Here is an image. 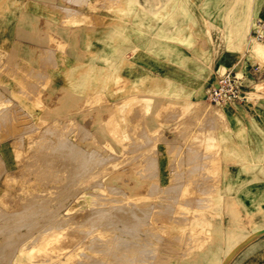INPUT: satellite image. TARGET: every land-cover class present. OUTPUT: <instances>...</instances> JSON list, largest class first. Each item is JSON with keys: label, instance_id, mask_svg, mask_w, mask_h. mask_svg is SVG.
I'll return each mask as SVG.
<instances>
[{"label": "rangeland", "instance_id": "rangeland-1", "mask_svg": "<svg viewBox=\"0 0 264 264\" xmlns=\"http://www.w3.org/2000/svg\"><path fill=\"white\" fill-rule=\"evenodd\" d=\"M146 1L145 44L182 16L241 61L264 19V0H0V264H218L264 227L222 183L232 109L206 100L208 76L188 93L107 55Z\"/></svg>", "mask_w": 264, "mask_h": 264}, {"label": "crops", "instance_id": "crops-1", "mask_svg": "<svg viewBox=\"0 0 264 264\" xmlns=\"http://www.w3.org/2000/svg\"><path fill=\"white\" fill-rule=\"evenodd\" d=\"M139 3L134 5L135 15L125 21L130 26L126 48H108L106 45L110 51V54L107 51L108 56L122 59L130 80L164 79L168 74L169 80L184 82L183 90L190 93L194 90V84L202 77L208 76L212 85L219 73L233 69L242 75L243 86L253 90L251 100L246 105L232 103L224 106L232 109L226 118L228 133L224 134L226 137H231L232 148L229 153L232 155V160L229 163L224 161L223 168L229 171V176L222 183L232 186L242 206L243 214L252 215L254 218L262 215L261 213H264V96L256 94V82L251 77L253 66L259 63L253 64L250 60L252 47L256 44H253L249 38L244 60L241 61L240 58L229 56L224 45L218 44L221 40L220 33L212 32L210 36L206 30H203L200 34H196L192 27H183L190 22L185 21L182 16L172 17L168 22L162 23L164 29L161 38H155L158 30L151 32L152 40L145 44V26L149 25L153 29L155 20L154 16L148 15L146 18L143 13L145 10H155L159 4H148L147 1L144 4ZM234 19L235 17L224 18V24H234ZM218 264H264V233L239 246L234 255L220 258Z\"/></svg>", "mask_w": 264, "mask_h": 264}, {"label": "built area", "instance_id": "built-area-1", "mask_svg": "<svg viewBox=\"0 0 264 264\" xmlns=\"http://www.w3.org/2000/svg\"><path fill=\"white\" fill-rule=\"evenodd\" d=\"M250 40L253 44L264 42V20L257 19L255 21ZM262 75H264V66L259 64L253 66L251 76L261 77ZM242 81V75L233 69L219 73L206 93V100L209 104L216 106L232 103L246 105L249 97Z\"/></svg>", "mask_w": 264, "mask_h": 264}, {"label": "bare ground", "instance_id": "bare-ground-1", "mask_svg": "<svg viewBox=\"0 0 264 264\" xmlns=\"http://www.w3.org/2000/svg\"><path fill=\"white\" fill-rule=\"evenodd\" d=\"M208 113H209V112H208ZM205 114H206V113H205ZM210 115H211V113L209 114V116H210ZM215 115H216V114H215ZM207 116H208V114H207ZM216 118H217V117H216ZM69 148H70V147H69ZM70 151H71V150H70ZM69 153H70V152H69ZM67 154H68V152H67ZM67 154H66V155H67ZM73 154L76 155L75 153H73ZM68 155H69V154H68ZM74 155H71V156L74 157ZM76 157H77V156H76ZM73 159H74V158H73ZM80 159H81V158H80ZM94 159H96V157H95ZM75 160H76V159H75ZM77 160H78V159H77ZM83 160H84V159H83ZM68 161H69V160H68ZM73 161H74V160H73ZM86 161H87V160H86ZM86 161H85V162H86ZM74 162H75V161H74ZM85 162H84V165H83L84 167H85V165H86ZM89 162H90V161H89ZM95 162H96V161H95ZM97 162H98V161H97ZM71 163H72V162H71ZM79 163H80V162H79ZM91 163H92V162H91ZM69 165L71 166V164H69ZM76 166H77V165H76ZM83 166H82V168H83ZM71 167H72V166H71ZM91 167H92V166H91ZM78 169H79V168H78ZM74 170H75V169H74ZM86 170H87V168H86ZM86 170H84V171H86ZM72 172H73V171H72ZM76 172H77V171H76ZM80 172H81V171H80ZM81 173H82V172H81ZM78 175H79V174H78ZM75 177H76V176H75ZM73 178H74V177H73ZM77 178L80 179L79 176H78ZM74 179H75V178H74ZM74 179H73V180H74ZM76 180H77V179H76ZM69 181H71V180H69ZM76 182H78V181H76ZM71 183H73V182L71 181ZM73 184H74V183H73ZM75 184H76V183H75ZM69 186H70V185H69ZM72 186H73V185H72ZM68 190H69V189H68ZM172 190H173V189H172ZM70 191H72V190H70ZM166 191H167V190H166ZM72 192H74V190H73ZM72 192H71V193H72ZM69 194H70V193H69ZM72 194H74V193H72ZM63 195H64V194H63ZM34 202H35V201H34ZM121 208H122V207H121ZM160 208H161V207H160ZM25 209H26V208H25ZM107 209H108V208H107ZM110 209H111V208H110ZM161 209H162V208H161ZM111 210H112V209H111ZM114 210H115V209H114ZM118 210L120 211L119 208H118ZM121 210H122V209H121ZM115 211H116V210H115ZM115 211H114V212H115ZM119 211H118V212L116 211V213H119ZM35 212H36V211H35ZM114 212H113V213H114ZM120 212H121V211H120ZM124 212H127V211L124 210ZM124 212H121V213H124ZM129 212H130V211H129ZM166 212H167V211H166ZM25 213H26V212H25ZM28 213H29V212H28ZM81 214H82V213H81ZM103 214H104V213H103ZM108 214H109V213H108ZM166 214H167V213H166ZM122 215H123V218H125L126 215H128V214L125 213V214H122ZM124 215H125V216H124ZM142 215H143V214H142ZM117 216H118V214H117ZM117 216H116V217H117ZM120 216H121V214L118 216V218H119ZM129 216H130V215H129ZM132 216H133V215H132ZM132 216H131V217H132ZM74 217H75V216H74ZM83 217H84V216H83ZM83 217H82V218H83ZM87 217H88V216H87ZM101 217H102V216H101ZM131 217H130V218L128 217V218L131 220ZM141 217H142V216H141ZM6 218H7V217H6ZM84 218H85V217H84ZM95 218H96V217H95ZM105 218H106V217H105ZM105 218H104V219H105ZM112 218H114V223H115V220H116L115 215H114L113 217L111 216L110 219H112ZM118 218H117V220L120 219V218H119V219H118ZM134 218H135V217H134ZM1 219H3V218L1 217ZM86 219H87V218H86ZM121 219H122V218H121ZM70 220H71V219H70ZM93 220H94V219H93ZM122 220H123V219H122ZM126 220H127V219H126ZM132 220H133V218H132ZM132 220H131V221H132ZM2 221H3V220H2ZM84 221H85V220H84ZM104 221H105V220H104ZM119 221H121V220H119ZM131 221H130V222H131ZM4 222H5V221H4ZM70 222H71V221H70ZM73 222H74V221H73ZM87 222H88V221H87ZM94 222H95V221H94ZM99 222H100V221H99ZM101 222H102V221H101ZM101 222H100V223H101ZM110 222H112V221H110ZM117 222H118V221H117ZM123 222H124V220H123ZM130 222H129V223H130ZM75 223H76V222H75ZM84 223H85V222H84ZM84 223H83V224H84ZM97 223H98V222H97ZM100 223H99V224H100ZM107 224H108V223H107ZM111 224H112V223H111ZM127 224H128V223H127ZM2 225H3V224H2ZM87 225H88V224H87ZM109 225H110V224H109ZM91 226H94V225H91ZM96 226H97V224H96ZM102 226H103V225H102ZM0 227H1V226H0ZM87 227H88V226H87ZM0 231H1V230H0ZM49 231H50V230H49ZM2 232H3V231H2ZM262 232H264V229H259V230H257V231L254 233V235H252L251 237H249L248 241L251 240V239H254V237H257L258 235L262 234ZM99 235H100V234H99ZM103 236H104V235H103ZM132 237H133V236H132ZM47 239H48V238H47ZM248 241H247V242H248ZM249 243H250V242H249ZM80 248H81V247H80ZM131 249H132V248H131ZM76 250H77V249H76ZM83 250H84V249H83ZM237 252H238V251H237ZM6 253H7V252H6ZM4 254H5V253H4ZM57 256H58V255H57ZM53 257H54V256H53ZM7 258H8V257H7ZM53 260H54V259H53ZM51 262H52V261H51ZM76 263H77V262H76ZM81 264H82V263H81ZM85 264H86V263H85Z\"/></svg>", "mask_w": 264, "mask_h": 264}, {"label": "water", "instance_id": "water-1", "mask_svg": "<svg viewBox=\"0 0 264 264\" xmlns=\"http://www.w3.org/2000/svg\"><path fill=\"white\" fill-rule=\"evenodd\" d=\"M262 233H264V232H262Z\"/></svg>", "mask_w": 264, "mask_h": 264}]
</instances>
